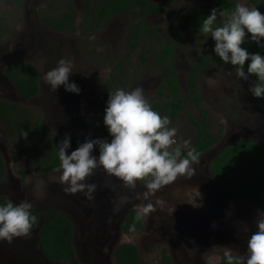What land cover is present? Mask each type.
<instances>
[{
    "label": "rangeland",
    "instance_id": "374dc122",
    "mask_svg": "<svg viewBox=\"0 0 264 264\" xmlns=\"http://www.w3.org/2000/svg\"><path fill=\"white\" fill-rule=\"evenodd\" d=\"M146 1L163 7L161 13L144 17L160 40L176 38L173 59L165 65L155 60L160 45L148 36L124 58L130 34L126 14L110 18L96 34H89L79 25L86 9L83 0H71L75 10L73 28L54 31L42 23L39 10L59 13L65 8V0H0V99L28 107L32 120L40 119L48 136L68 137L67 154L86 140L101 138L98 118L105 83L111 86L105 101L108 93L117 88L141 87L152 104L161 100L156 96V87L166 69L175 71L186 98L178 115H166L171 126L178 129V145L183 139H190L191 144L194 141L192 119H201L200 109L207 113L210 130L218 138L193 165L195 172L191 178L178 176L149 200L143 199L144 184L137 182L134 188L128 187L99 167L86 180L96 185L93 198L87 199L83 192L64 191L59 167L43 174L36 171L32 158L40 152L38 134L29 139L30 145L25 140L13 142L0 121V154L6 163L0 196L16 204L30 201L32 208L41 211L59 210L74 224L75 255L52 264H116L113 251L122 243L137 247L141 264H161L163 250L173 264H219L224 248L245 256L247 241L257 231V210L263 209L251 200L231 194L208 169L214 154L229 142L239 138L264 140V110L249 91L253 86L250 78L238 79L234 69L210 65L197 82L198 105L185 89L184 76L189 64L215 46L208 35L195 33L190 20L185 18L190 19L198 6L215 0ZM241 2L251 7L248 0ZM61 58L73 62L69 82L79 87V94L66 92L63 85L53 91L44 82V74ZM14 61H28L37 67L39 96L25 100L17 93L4 73ZM40 146L44 148L43 144ZM92 154L98 156V148ZM237 171L239 175L247 174L248 167L238 164ZM157 198L165 201L163 211L158 208L142 218L140 227L132 233L120 230L129 208L136 210ZM33 242V234L16 237L11 244L0 242V264H44L31 253Z\"/></svg>",
    "mask_w": 264,
    "mask_h": 264
},
{
    "label": "trees",
    "instance_id": "16d2710c",
    "mask_svg": "<svg viewBox=\"0 0 264 264\" xmlns=\"http://www.w3.org/2000/svg\"><path fill=\"white\" fill-rule=\"evenodd\" d=\"M83 3L86 9L81 15L79 25L84 32L96 34L107 20L123 13L127 15L130 28L124 58H128L137 48L141 39L144 36H148L160 45L154 56L155 60L164 65L172 61L176 49V38L172 36L166 41H161L156 29L144 19L147 14L161 13L162 5L146 0H83ZM212 3L198 6L190 19L185 18V20H190L191 27L195 33L208 35L198 30L203 19L210 14L212 9H222L226 14L230 13L234 10L237 0H215ZM248 3L251 7H257L261 13H264V0H248ZM39 17L42 23L51 30L63 31L73 28L75 10L71 0H65V8L61 12L39 10ZM223 22L224 18L218 15L216 24L219 25ZM2 34L3 27L0 25V38ZM241 46L250 53L258 52L264 56V48L257 47V44L250 39V36L246 38L245 43ZM247 63L246 61L245 71ZM210 65L227 66L234 69L233 66L224 64L212 51L190 63L184 76L185 89L196 105H198L199 101L197 82L200 76L209 69ZM4 73L13 84L17 93L25 100L40 95L39 71L32 63L14 61L5 68ZM249 78L252 85L261 83L254 75H249ZM105 84L106 88L104 87L100 97L102 104L98 127L101 138L110 142L111 137L103 124V115L106 107L104 99L111 86L108 83ZM156 96L161 100L152 102L153 110L170 117H175L180 113L186 98L174 70L166 69L163 71L160 82L156 87ZM257 99L264 110V98ZM199 114L201 119H192L196 136L191 147L196 149L200 157L215 145L218 138L217 134L212 133L210 130L207 113L200 109ZM0 121L4 124L13 142L25 140V143L30 145L29 139L31 140L35 135H39L37 144H43L44 148L39 145L40 152L33 154L32 158V165L37 168L36 171L39 174L59 167L57 147L63 139L57 136H48L41 128V120H32L28 107L19 102L13 103L0 99ZM21 130L28 133L26 138L19 135ZM181 151L183 156L186 154L187 149L182 147ZM238 164L247 165V174L239 175L237 171ZM208 169L231 194L255 202L264 211V140L255 141L239 138L229 142L214 154L208 163ZM5 174L6 163L0 154V182L4 179ZM138 182L145 184L146 180ZM8 201L7 197L0 196V205ZM31 214L36 217L31 230L39 224L37 239L43 255L51 261H63L72 258L75 252L72 243L74 227L71 221L61 214L59 210L52 208H46L42 211L32 208ZM141 220L136 219V210L129 208L122 219L120 230L124 233H132L140 227ZM132 226L135 228L134 231H130ZM165 252L163 250L160 263L171 264V258ZM113 257L116 264H141L137 247L128 243H122L115 247ZM219 264H227L224 257L221 258Z\"/></svg>",
    "mask_w": 264,
    "mask_h": 264
},
{
    "label": "clouds",
    "instance_id": "9594fccd",
    "mask_svg": "<svg viewBox=\"0 0 264 264\" xmlns=\"http://www.w3.org/2000/svg\"><path fill=\"white\" fill-rule=\"evenodd\" d=\"M218 15L224 18L219 25L216 24ZM198 30L215 42L212 52L224 64L234 67L236 78L247 81L249 75H254L261 82L255 83L249 91L255 98H264V56L258 52L250 53L241 46L250 36L257 47L264 48V13L237 0L230 13L212 9ZM72 73L73 62L61 58L44 74L43 80L53 91L63 85L66 92L79 94V87L69 82ZM171 123L168 116L153 110L141 87L131 90L117 88L109 92L103 124L111 137L110 142L102 138L86 140L66 154L70 139L65 137L57 147L60 182L65 185L64 191L69 194L83 192L87 199H92L96 185L86 183V180L98 167L131 188L138 181L146 180L142 194L144 200L156 196L161 188L176 181L178 176L191 178L199 153L191 147L190 139H183L178 145V129ZM19 135L26 138L28 133L21 130ZM182 147L187 149L183 156ZM94 148H98V156L92 154ZM164 204V200L157 198L154 203L138 206L136 219L147 217L158 208L163 211ZM32 207V203L26 200L18 204L9 200L0 205V242L11 244L14 238L30 234L36 220L31 214ZM170 211L172 213L174 208ZM257 211V231L247 241L245 256L234 257L231 248H224L223 257L227 264H264V211ZM134 230L132 226L130 231Z\"/></svg>",
    "mask_w": 264,
    "mask_h": 264
},
{
    "label": "water",
    "instance_id": "95a60500",
    "mask_svg": "<svg viewBox=\"0 0 264 264\" xmlns=\"http://www.w3.org/2000/svg\"><path fill=\"white\" fill-rule=\"evenodd\" d=\"M6 197V196H5ZM8 198V197H7ZM9 199V198H8ZM10 200V199H9ZM39 224L36 225L32 230H30V234H33L34 236V242L32 244L31 253L34 254V256H37V258L40 257L42 263L44 264H52L53 261L48 260L43 253L41 252L39 246H38V239H37V230H38Z\"/></svg>",
    "mask_w": 264,
    "mask_h": 264
},
{
    "label": "flooded vegetation",
    "instance_id": "af4514ba",
    "mask_svg": "<svg viewBox=\"0 0 264 264\" xmlns=\"http://www.w3.org/2000/svg\"><path fill=\"white\" fill-rule=\"evenodd\" d=\"M149 2V1H148ZM159 5V4H158ZM147 15H149V14H147ZM40 80V79H39ZM54 170V169H53ZM140 183V182H139ZM62 214V213H61ZM64 215V214H63ZM68 218V217H67ZM69 219V218H68ZM70 220V219H69ZM71 221V220H70ZM71 223L73 224V222L71 221ZM73 227H74V224H73ZM73 237H74V235H73ZM171 258V257H170ZM70 259H72V258H70ZM69 260V259H68ZM84 262L86 263L87 262V260H84ZM171 264H173V261H172V259H171Z\"/></svg>",
    "mask_w": 264,
    "mask_h": 264
}]
</instances>
